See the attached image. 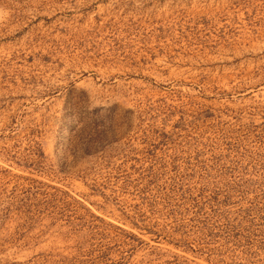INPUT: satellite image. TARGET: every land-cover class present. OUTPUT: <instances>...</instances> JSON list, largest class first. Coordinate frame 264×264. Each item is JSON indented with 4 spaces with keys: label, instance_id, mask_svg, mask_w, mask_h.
<instances>
[{
    "label": "rangeland",
    "instance_id": "374dc122",
    "mask_svg": "<svg viewBox=\"0 0 264 264\" xmlns=\"http://www.w3.org/2000/svg\"><path fill=\"white\" fill-rule=\"evenodd\" d=\"M0 264H264V0H0Z\"/></svg>",
    "mask_w": 264,
    "mask_h": 264
}]
</instances>
